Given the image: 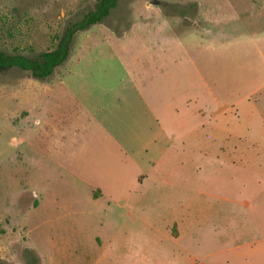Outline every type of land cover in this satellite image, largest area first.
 <instances>
[{
    "label": "rangeland",
    "instance_id": "374dc122",
    "mask_svg": "<svg viewBox=\"0 0 264 264\" xmlns=\"http://www.w3.org/2000/svg\"><path fill=\"white\" fill-rule=\"evenodd\" d=\"M155 1L118 0L76 34L47 80L0 71L1 119L29 113L19 132L0 135L11 156L0 167V216L26 228L15 231L22 251L0 264H149L145 251L175 248L164 237L175 221L189 250L198 235L217 250L242 228L264 238V222L248 221L264 219V126L233 115L239 144L210 123L239 96L264 110V58L248 47L228 63L214 43L231 30L228 0ZM96 2L0 0V48L30 58L53 49ZM229 66L244 78L229 79ZM255 148L254 159L230 154ZM35 194L42 207L29 210Z\"/></svg>",
    "mask_w": 264,
    "mask_h": 264
},
{
    "label": "crops",
    "instance_id": "0c3cea01",
    "mask_svg": "<svg viewBox=\"0 0 264 264\" xmlns=\"http://www.w3.org/2000/svg\"><path fill=\"white\" fill-rule=\"evenodd\" d=\"M226 8L230 9L232 19L230 21L231 30L227 31V34H224L222 37L223 41L216 40L215 44L220 45L224 48V58H227L228 63L231 61L237 63L242 56V51L248 47H254L257 55L259 54L264 58V55L261 49H264V0H228L225 4ZM210 14H208L209 16ZM199 20H196L195 23L199 25ZM249 30L251 31L249 33ZM208 32H210L208 30ZM225 32V31H224ZM248 33V34H247ZM222 35V34H221ZM262 58V59H263ZM264 62V60H263ZM229 79H239L244 78V76L239 74H232V66L227 68ZM238 95V93H235ZM264 96V94H262ZM18 96V95H17ZM239 100L230 101L225 107L219 105L217 110L211 112L212 119L210 120L211 125L214 129H220L219 123H222V127L225 130V138H228L229 141L234 143L242 144L244 141L241 135L233 132L231 129H228V126H231L229 123L233 121V115L237 119L248 118V122L257 120L258 127L264 126V110H255L253 106L245 104L246 98L239 96ZM15 101H18L17 98ZM248 102V100H247ZM264 108V107H263ZM255 111V115L251 116L252 111ZM257 112V113H256ZM4 119L0 117V135L6 133H13L15 130L19 132L18 127L19 118L25 121L28 118L29 113L25 116L23 111L18 112H8L5 110ZM220 117V122L214 121L215 117ZM261 119V120H258ZM246 120V119H245ZM263 122V123H261ZM16 137V136H15ZM10 140V146H17L20 142H16V138ZM264 143V140L263 142ZM257 148L253 149L256 150ZM243 151H238L234 149L230 151V154H239L233 157L249 160L254 159L253 157L259 155V149L257 152L252 153L250 156L249 153ZM11 156L0 149V167L8 160ZM232 158V159H235ZM34 196V195H33ZM39 200L37 207L30 208L29 210H40L42 207L41 197L35 194ZM248 207V204H245ZM9 217V218H8ZM7 218L9 222L5 221ZM5 221V226L1 227L2 233L0 235V258L8 259L9 256H14V254L20 253L22 247H18V235L15 231L21 230L24 232L26 228L21 224H18L14 221L11 215L0 216V224ZM248 221L251 223L258 224L263 223L264 219L259 217H252ZM184 223L173 222L172 230H170L164 236L165 239L175 248L163 250L160 248L151 249L145 251L144 258L149 264H264V238L260 237V234H253V228H242L243 230L249 231L239 235H230L225 234L220 237V240L223 239L224 242L219 244L220 247L216 249L215 238L209 237L208 239L198 235L197 239L193 238V243L191 244L190 250L185 248L182 240L184 234ZM174 224V225H173ZM175 229V230H174ZM258 230V228H254ZM26 233V232H25ZM245 236V237H244ZM74 241L69 239L70 249L68 252L72 254L73 251L77 249V244L73 243ZM101 241L99 240V243ZM221 248V249H220ZM97 252H100L97 251ZM77 253V252H76ZM188 254L191 258L185 259V255ZM73 255V254H72ZM221 259H223L221 261ZM32 264V262H30ZM147 264V263H146Z\"/></svg>",
    "mask_w": 264,
    "mask_h": 264
},
{
    "label": "trees",
    "instance_id": "16d2710c",
    "mask_svg": "<svg viewBox=\"0 0 264 264\" xmlns=\"http://www.w3.org/2000/svg\"><path fill=\"white\" fill-rule=\"evenodd\" d=\"M117 5L118 0H97L94 8L80 21L71 23L65 28L53 49L46 50L34 58L18 51L7 54L0 48V71L16 68L38 80L49 79L55 70L68 60L76 34L103 22Z\"/></svg>",
    "mask_w": 264,
    "mask_h": 264
},
{
    "label": "water",
    "instance_id": "95a60500",
    "mask_svg": "<svg viewBox=\"0 0 264 264\" xmlns=\"http://www.w3.org/2000/svg\"><path fill=\"white\" fill-rule=\"evenodd\" d=\"M151 3L156 4V1L155 0H151Z\"/></svg>",
    "mask_w": 264,
    "mask_h": 264
}]
</instances>
